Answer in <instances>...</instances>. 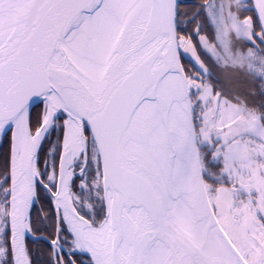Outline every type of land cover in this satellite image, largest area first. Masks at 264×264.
<instances>
[{"label": "snow or ice", "instance_id": "snow-or-ice-1", "mask_svg": "<svg viewBox=\"0 0 264 264\" xmlns=\"http://www.w3.org/2000/svg\"><path fill=\"white\" fill-rule=\"evenodd\" d=\"M249 80L264 0H0V264H264Z\"/></svg>", "mask_w": 264, "mask_h": 264}, {"label": "flooded vegetation", "instance_id": "flooded-vegetation-1", "mask_svg": "<svg viewBox=\"0 0 264 264\" xmlns=\"http://www.w3.org/2000/svg\"><path fill=\"white\" fill-rule=\"evenodd\" d=\"M201 2L202 0H185L186 7L193 12L196 10V6ZM192 27H194V25H189V28ZM232 78L233 77L229 74L217 69L215 73L214 83H216L217 87L222 88L226 93H230L235 89L231 84Z\"/></svg>", "mask_w": 264, "mask_h": 264}, {"label": "trees", "instance_id": "trees-1", "mask_svg": "<svg viewBox=\"0 0 264 264\" xmlns=\"http://www.w3.org/2000/svg\"><path fill=\"white\" fill-rule=\"evenodd\" d=\"M236 79L233 77L231 79V84L234 88H236ZM247 86L246 88H242L241 90L244 92V94L247 96L248 102L251 105H259L261 103H264V97H262L259 92L256 90L255 85L253 84L252 81H247L246 82Z\"/></svg>", "mask_w": 264, "mask_h": 264}]
</instances>
